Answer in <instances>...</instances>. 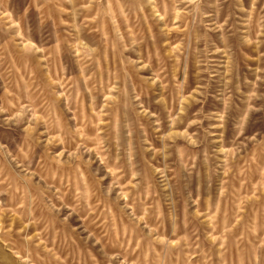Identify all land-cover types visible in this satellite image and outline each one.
<instances>
[{
    "label": "rangeland",
    "instance_id": "374dc122",
    "mask_svg": "<svg viewBox=\"0 0 264 264\" xmlns=\"http://www.w3.org/2000/svg\"><path fill=\"white\" fill-rule=\"evenodd\" d=\"M0 264H264V0H0Z\"/></svg>",
    "mask_w": 264,
    "mask_h": 264
}]
</instances>
